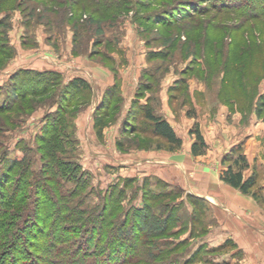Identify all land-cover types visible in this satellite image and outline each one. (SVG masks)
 Segmentation results:
<instances>
[{
  "label": "rangeland",
  "instance_id": "rangeland-1",
  "mask_svg": "<svg viewBox=\"0 0 264 264\" xmlns=\"http://www.w3.org/2000/svg\"><path fill=\"white\" fill-rule=\"evenodd\" d=\"M131 1L135 2L134 8L119 15L116 21H108L101 33L85 21L91 12L85 11L80 16L81 11L74 5L68 4L75 16L71 9L67 12L68 9L64 10L67 7H62L65 13L60 8L52 15L44 13L45 19H33L28 27L24 20L28 21L31 10L26 6L10 13L9 44L17 49L14 61L32 69L52 67L64 74V81L80 76L96 87L79 111L67 114L63 125L71 140L66 146L69 154L65 159L69 160L67 155H71L81 165V171L89 174L82 177L78 172L69 180L64 179L61 190L68 194L78 189L80 194L73 199L76 204L84 197V205L99 207L106 192L109 197L112 194L116 197L117 191L123 189L121 202L126 209L132 205L143 208L147 204L150 218L155 214L162 219L176 212L174 217L179 221L168 224L165 236L153 247L155 251L164 250L166 255L160 260L166 261L164 264L176 257L179 264H241L245 255H235L233 240L221 243L217 215L203 192H207L204 191L207 180L222 181L220 175L225 167L242 166L245 177H256L255 187L245 195L263 199L262 191L257 188L259 176L245 155L244 146L251 127L257 122L264 124V16L250 19V13L240 11L246 3L253 6L259 3L263 7L264 0ZM223 2L236 8L224 12ZM31 5L39 11L44 7L43 1ZM182 5L185 8H180ZM8 11V8L0 10V19ZM190 13L197 15L190 20L181 19ZM48 16L55 22L51 31L44 23ZM156 17H159L157 23L149 25ZM161 21L163 25H158ZM74 39L81 43L79 52L72 55ZM97 39L101 41L98 47ZM94 50L100 56L92 58ZM113 74L125 83L128 101L122 107L128 106L133 93L142 90L138 89L141 82L151 85V89H144V99H149L155 114L170 118L182 141L180 146L152 136L144 118L140 123L147 128L145 132L123 139L121 146L114 142L115 132L109 138L106 136L105 142L93 139L95 113L91 105L98 102V84L113 82ZM168 94L167 104L161 97L167 98ZM6 97L4 91L0 92V104ZM39 104L33 109L36 112L20 116L16 125L11 119L3 126L0 124V174L12 169L7 189L2 190L5 194L21 179L23 167L30 165L31 171L41 170L36 137L43 131L45 115L56 107L50 101ZM79 116L82 125L77 129L75 121ZM196 125L206 142L200 156L190 150L196 140L190 131ZM208 150L219 151V156L207 158ZM58 156L64 159L62 153ZM24 158L29 162L13 168L14 162ZM85 178L87 188L77 184ZM24 184L23 187L27 185ZM261 207L264 211V205ZM144 213L147 212L141 213V217ZM138 218L132 215V222ZM140 225L144 226L142 220ZM33 242L30 239L29 243ZM29 243L21 241L19 251L31 252ZM23 254L14 253V259L27 261Z\"/></svg>",
  "mask_w": 264,
  "mask_h": 264
},
{
  "label": "trees",
  "instance_id": "trees-1",
  "mask_svg": "<svg viewBox=\"0 0 264 264\" xmlns=\"http://www.w3.org/2000/svg\"><path fill=\"white\" fill-rule=\"evenodd\" d=\"M14 1L15 3L13 0H0V10L9 9L8 13L0 19V69L4 68L15 54V48L9 44L8 36L10 13L15 9H22L26 6L27 10H31L28 13L30 16L28 21L24 20L25 26L28 27L33 19H45L44 13L52 15L59 8L63 12L71 9L72 13V8L69 9L68 4L71 7L74 5L81 11L78 13L80 16L85 11L91 12L89 13L90 18L85 21L89 25H95V31L101 33L108 21H116L119 15L129 12L135 6V2L131 0ZM40 1H43L44 5L41 11L36 6L31 7L32 3ZM183 5L180 8H185ZM62 7L67 8L63 10ZM188 7L192 9L191 5ZM222 7L224 12L236 8L225 6V3ZM26 9L23 12H26ZM254 10L256 12H253ZM263 11L264 6L260 7L259 3L255 6L246 3L243 4V10L240 12L250 13L248 17L255 19L258 16H264ZM190 14L181 19L190 20L197 15V13ZM72 15L75 16V12ZM158 18L149 21V25L156 24ZM162 22H158V25H163ZM44 23H46L47 30L54 29L55 22H52L49 16ZM80 43V40L74 39L73 52H79ZM100 43L99 39L95 40L97 47ZM99 54L101 53L94 50L90 56L95 58L100 56ZM104 57L108 58V55L105 54ZM151 88L150 84L141 82L139 89L142 90L137 93V99L143 97L144 92ZM2 91L7 96L0 104V124L2 126L10 119L12 124L16 125L15 121L17 122L20 116L36 111L33 109H36L38 102L41 104L50 101L52 105L56 104L57 108L45 115L43 131L36 137L38 152L41 154V170L31 171L30 165L23 167L21 179L16 182L9 194L3 191L7 189L10 180L8 177L11 176L12 169L9 168L5 174H0V264H164L166 261L160 262L161 258L166 255L164 250L155 251L153 247L157 245L160 237L165 236L168 224L179 221L178 217H174L176 212L162 219L155 214L150 218V207L147 204L143 208L132 205L126 209L124 203L121 202L125 193L123 189L117 191L116 197L114 194L109 197L106 192L102 197V205L99 207L84 205V197L76 204L73 199L80 194L78 189L68 194L61 190L60 186L64 184V179L69 180L78 172H81L82 177L89 174V171H81V165L72 160L71 155H67L69 160L65 159L66 154H69L66 146L71 140L67 137L63 125L68 119L67 114L72 110L79 111L85 98L92 93L91 85L83 79H74L64 84L62 75L54 71L21 69L0 88V92ZM118 92V84L109 87L103 93L102 100L96 108L94 126L99 133L112 122V119L116 121L120 115L122 99ZM138 100L133 102L132 110L124 119V132L136 131L137 134L145 132L147 128L139 125L140 119L144 118L150 122L148 128H150L151 135L165 139L171 145L180 146L182 141L169 122L155 114L150 105L140 106ZM12 114L16 115L12 118ZM6 115L10 117L9 120L3 118ZM190 132L196 136L191 151L193 155H199L206 147L205 138L198 125ZM120 142L118 141L119 146H121ZM59 152L64 155L63 160L59 158ZM27 161L24 158L14 162L13 168ZM220 178L244 194L250 193L256 185L255 175L245 177L242 166L239 169H235L233 165L228 166L221 173ZM2 179L6 180L2 181ZM26 180H30L28 184H24ZM81 181V179L78 180L77 184L81 183V187L86 186L87 188L88 180L85 178ZM131 182L134 183V181ZM23 184L27 185L23 187ZM116 186L118 183L115 184V188ZM143 212L147 213L141 217ZM132 215L140 216V218L134 223L131 219ZM141 220L144 226L140 225ZM30 239L35 240V243H29ZM21 241L28 242L33 250L31 249V252L29 250V252L19 251ZM16 252L24 253L27 261L15 260L13 254ZM179 263H181L179 257H176L167 264Z\"/></svg>",
  "mask_w": 264,
  "mask_h": 264
},
{
  "label": "crops",
  "instance_id": "crops-1",
  "mask_svg": "<svg viewBox=\"0 0 264 264\" xmlns=\"http://www.w3.org/2000/svg\"><path fill=\"white\" fill-rule=\"evenodd\" d=\"M71 54L73 55V44H72ZM14 57L16 56H13L7 62L5 67L0 69V74H2V76L0 77V88L3 87L5 84H7L10 77L18 70L30 69V70H35V71H54V72L60 73L62 75V81L64 84H68L74 79H83L91 85L92 93L93 91L95 92L96 90V87L89 80L83 77H80V76L72 77L70 79H66L67 81L66 82L64 81V76H63L64 74L60 72L59 70H55L52 67L49 69H43V70L39 69V67L34 68V69L30 67H21L19 63L16 62V60L14 61L15 59ZM114 74H113V82H110L107 84H103V83L98 84L100 95L98 96L99 98H98L97 104L94 103L93 105H91L92 113H95L96 108L98 107L99 103L102 100L103 93L109 87H113L116 84H118L119 86L118 94L120 98L122 99V104L128 101L127 97H125V93H126L124 91L125 83L121 81L119 78L115 77ZM136 86H138V84ZM168 90H170V88ZM167 91H166V94L168 93ZM137 93L138 92L133 93V95L130 97L129 104H127L128 106L121 107V112H120L121 113L120 118L122 117L121 120L118 122L117 120L114 122H111V124L112 123L114 124L113 125L108 124L107 126H105L101 133L96 131L95 126H94L95 120H93L94 122H93L92 129H93V139L95 141L99 140L101 142L103 141L105 142V140L111 137L114 132H115V135L113 138L114 142L115 141L122 142L123 139H128L131 136H135L137 134L136 131H133L131 133H126L123 130V123L125 121L124 119L126 118L128 112L132 110L133 102L138 100ZM144 97L145 96L141 97L138 100L140 106L142 107H146L149 105L151 106L149 99L148 98L144 99ZM172 98L174 99V97ZM161 100H164V102L166 101L168 104L170 102L169 94L167 95V98L161 97ZM54 106L57 108L56 104ZM152 107L153 106H151V108ZM56 108H53L51 111H55ZM168 109H169V105H168ZM80 116L75 121L77 129H78V125L79 126L82 125L80 121ZM169 119L166 118V120L169 122L171 127L176 132L174 125L171 123ZM144 120H145V124L149 123L150 125L149 121H147L146 119ZM139 125L142 126L140 121H139ZM75 134H76L77 139L80 140V137L77 136V133ZM176 134L178 136L177 132ZM139 135H141V133ZM106 136L107 138H105ZM152 136L156 138H160L156 135H152ZM221 139H223V137H221ZM194 142L195 141H193V143ZM191 147L192 145L190 146V150H191ZM244 147H245V155H247V158L251 161V166L253 168L255 167L254 168L255 173L257 172L256 174H258L259 176V179L257 182V185H258L257 188L258 190L262 191L263 199H260V196H259L258 200H255L252 197L243 194L241 191H239V189H235L231 186L225 185L223 181H218V183H214V182H210L207 180V186H204V191H207V192H203V193L207 196L208 200L212 204L215 214L217 215L219 226L221 227L220 235H219L221 238V243L224 245L225 242H227L229 239L233 240L234 245H236L234 247L235 255L236 254L245 255V258L241 260V262H243L241 264H264V211H263V208L261 207L264 205V124L263 123L257 122L251 127V134L250 136L246 138ZM218 152L219 151H216V150L215 151L208 150L207 158L213 159V158L218 157L219 156ZM142 156L144 157L145 155L143 154L140 157ZM173 157H176V156H173ZM132 169L136 170L134 167H132ZM224 169H227V167H225ZM130 178H133V177H130Z\"/></svg>",
  "mask_w": 264,
  "mask_h": 264
}]
</instances>
